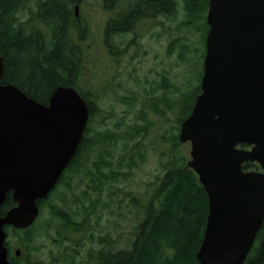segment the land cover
Here are the masks:
<instances>
[{
	"label": "water",
	"instance_id": "obj_1",
	"mask_svg": "<svg viewBox=\"0 0 264 264\" xmlns=\"http://www.w3.org/2000/svg\"><path fill=\"white\" fill-rule=\"evenodd\" d=\"M207 23L201 93L179 134L191 143L187 167L209 202L196 257L199 264H244L264 223V0H209ZM4 70L0 56V79ZM90 114L74 87H57L43 104L0 83V264H14L5 228L35 223L40 201L76 156ZM249 162L261 171H245ZM9 194L15 206L1 215Z\"/></svg>",
	"mask_w": 264,
	"mask_h": 264
},
{
	"label": "trees",
	"instance_id": "obj_2",
	"mask_svg": "<svg viewBox=\"0 0 264 264\" xmlns=\"http://www.w3.org/2000/svg\"><path fill=\"white\" fill-rule=\"evenodd\" d=\"M122 1H129L131 5L121 12L123 16L118 17L115 23L108 22L105 32L108 38L107 44L110 43L113 33L135 31L137 21L143 19V16L155 19L156 15H172L177 6L176 0H148L150 3L148 13L142 16L139 4L145 0H104L108 8ZM0 2L2 5L0 56L3 57L5 66L0 83L15 85L43 104H48L53 91L58 86H73L78 89L82 63L79 55L80 42L84 41L85 34L80 30L74 4L80 0H59V2L36 0V4L39 2L37 10L32 12V18L26 24L19 23L16 16L23 7L22 0H0ZM183 2L188 24L204 21L202 31L205 42L209 30L205 21L208 0H183ZM114 24L121 28L113 30L111 26L113 27ZM40 26L44 28L41 29ZM163 87L165 90L172 88L167 83H163ZM173 90L179 89L173 88ZM200 93L201 84L196 89L192 88L180 94L177 107V132H180L182 122L191 114ZM81 95L88 102L92 118L91 100L87 95L82 93ZM94 97L98 96L94 95ZM134 101V98L121 100L128 107L133 106ZM167 107L173 110L176 103H168ZM152 108L160 114V108L156 104ZM161 114H164L162 110ZM117 128H120L119 124ZM147 129L145 126L132 127V130L127 128L122 133L97 132L95 136H90L89 126L76 156L63 173L55 190L58 191L63 185L65 186L66 179L78 174L85 167V162L91 160V155L95 161L92 169L88 171L90 189L100 193L106 186L108 189L115 187L117 183L126 182L133 175V170L138 164L146 160L141 148H130L129 145L136 138V133L145 132ZM170 140L171 157L165 173L158 178V186L153 196L144 205H141V200L132 198L134 207L137 209L142 207L144 213L137 217L138 222L132 233L130 247L116 248L114 239L110 235L95 237L90 231L86 218L82 221L72 219L63 208L53 207V216L62 222L64 230L81 234L75 245L76 248L83 249L84 255L78 258L79 253L76 250L72 251L73 255L62 252L52 256L50 263L35 264H199L196 255L207 223L208 197L197 175L187 167L188 158L180 149L182 143L179 134L174 133ZM120 144L121 151L117 152ZM242 147L249 146L242 145ZM244 169L259 170L260 167L256 163H246ZM51 196L47 203V200L41 202V213L49 204ZM13 206L15 203L9 194L1 215H5ZM37 226L36 222L24 230L6 227L9 231V247L12 245V238L21 239L22 255L17 258L10 254V259L15 264H32L28 254L31 251V244L40 232V227ZM63 241L65 242L66 239ZM85 244H93L95 248L89 247L85 251ZM244 264H264V223Z\"/></svg>",
	"mask_w": 264,
	"mask_h": 264
},
{
	"label": "rangeland",
	"instance_id": "obj_3",
	"mask_svg": "<svg viewBox=\"0 0 264 264\" xmlns=\"http://www.w3.org/2000/svg\"><path fill=\"white\" fill-rule=\"evenodd\" d=\"M22 2L23 7L16 16L19 23L26 24L39 2ZM124 2L115 9L113 6L108 8L104 0H80L74 4V11L79 6L76 17L80 30L85 31V39L80 42L82 63L78 89L90 98L93 106L88 134L122 133L127 128L132 130V127L145 126L148 129L136 133L129 147L141 148L146 160L138 164L126 182L117 183L113 188L106 189V186L99 193L88 186V171L95 161L91 155V160L85 162V167L78 174L66 179L65 186L54 191L49 204L46 205L48 200L43 204L46 206L37 221L40 232L28 254L32 264L50 263L52 256L62 252L73 255V250L79 253L76 255L78 258L84 255L83 249L75 245L81 234L64 230L62 222L53 216V207L63 208L72 219L82 221L86 218L95 237L110 235L116 248L130 247L137 217L144 213L141 206L138 209L134 207L132 198L141 200V205H144L153 196L158 178L165 173L171 157L170 139L174 133L179 134L176 127L180 94L201 84L206 49L202 31L204 21L188 24L183 0H176L172 15H156L153 20L148 18L133 32L113 33L107 44V24L115 16H123L121 12L130 5L129 1ZM163 83L172 88L165 90ZM173 88L179 90L174 91ZM129 98L135 100L130 107L121 102ZM174 102L175 109H169L167 104ZM154 104L160 108V114L153 110ZM118 124L120 128H117ZM121 148L120 144L116 151L120 152ZM180 149L190 159L191 143L182 144ZM11 244L14 253L20 248L21 239L12 238ZM89 247L95 248V245L85 244V251Z\"/></svg>",
	"mask_w": 264,
	"mask_h": 264
},
{
	"label": "flooded vegetation",
	"instance_id": "obj_4",
	"mask_svg": "<svg viewBox=\"0 0 264 264\" xmlns=\"http://www.w3.org/2000/svg\"><path fill=\"white\" fill-rule=\"evenodd\" d=\"M126 2H124V1H122L121 3H118V4H115V5H113V9H115L116 7H117V5H121V4H125ZM154 3H155V1H154ZM149 6H150V3L148 2V0H145V2H143V3H141V5H140V8H141V13H142V16L143 15H147V13H148V8H149ZM127 8V7H126ZM112 9V10H113ZM146 10V11H145ZM120 11V10H119ZM118 18V15L115 17V19H113L111 22H116V19ZM148 19H147V17H143V19H141L139 22H137L136 23V27L138 26V24L139 23H143V21H147ZM151 20H153V19H151ZM135 27V28H136ZM111 28L113 29V30H117V29H120L121 28V26H115V24H114V26L112 27L111 26Z\"/></svg>",
	"mask_w": 264,
	"mask_h": 264
},
{
	"label": "bare ground",
	"instance_id": "obj_5",
	"mask_svg": "<svg viewBox=\"0 0 264 264\" xmlns=\"http://www.w3.org/2000/svg\"><path fill=\"white\" fill-rule=\"evenodd\" d=\"M92 1V0H91ZM42 2V1H41ZM58 2H59V0H58ZM134 2V1H133ZM145 2V1H144ZM121 3V2H120ZM124 5V4H123ZM130 5H131V3H130ZM139 5H141V4H139ZM0 6H1V10H2V5H1V2H0ZM112 6V5H111ZM136 7V6H135ZM94 8V7H93ZM126 8V7H125ZM47 9V8H46ZM1 10H0V12H1ZM41 10V9H40ZM102 10V9H101ZM100 10V11H101ZM148 10V9H147ZM82 11V10H81ZM121 11V10H120ZM119 11V12H120ZM146 11V10H145ZM40 12V11H39ZM98 13H101V12H98ZM109 13V12H108ZM112 13V12H111ZM86 14V13H85ZM118 14V13H117ZM106 15V14H105ZM116 17V16H115ZM144 17V16H143ZM164 17V16H163ZM80 18H81V16H80ZM90 19V18H89ZM106 19H107V17H106ZM148 19V18H147ZM154 19V18H153ZM76 20V19H75ZM107 21V20H106ZM43 22V21H42ZM138 22V21H137ZM82 23V22H81ZM145 23V22H144ZM161 23V22H160ZM146 24V23H145ZM144 24V25H145ZM147 24H149V23H147ZM146 24V25H147ZM83 25V24H82ZM158 25V24H157ZM81 26V25H80ZM85 26V25H84ZM51 27V26H50ZM62 27V26H61ZM42 28H44V27H42ZM90 28H91V26H90ZM137 28V27H136ZM146 29H148V28H146ZM83 30V29H82ZM91 30V29H90ZM162 31V30H161ZM83 32H85L84 30H83ZM81 50H82V48H81ZM121 52V51H120ZM163 180V179H162ZM162 183H164V182H162ZM168 185V184H167ZM162 186V185H161ZM162 189V188H161ZM164 189V188H163ZM161 191V190H160ZM161 194V193H160Z\"/></svg>",
	"mask_w": 264,
	"mask_h": 264
}]
</instances>
